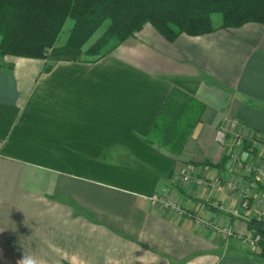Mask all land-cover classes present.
<instances>
[{"label": "crops", "instance_id": "1", "mask_svg": "<svg viewBox=\"0 0 264 264\" xmlns=\"http://www.w3.org/2000/svg\"><path fill=\"white\" fill-rule=\"evenodd\" d=\"M44 66L0 59V264H264L238 236L194 223L200 215L244 236L263 219V185L230 158L217 166L227 152L216 134L264 137V24L173 41L147 24L96 63ZM191 97L206 107L185 164L143 138ZM254 141L244 157L259 165L264 144ZM184 165L192 179L182 184ZM224 176L258 183L240 216L239 190L211 184Z\"/></svg>", "mask_w": 264, "mask_h": 264}, {"label": "trees", "instance_id": "2", "mask_svg": "<svg viewBox=\"0 0 264 264\" xmlns=\"http://www.w3.org/2000/svg\"><path fill=\"white\" fill-rule=\"evenodd\" d=\"M217 14L222 19L216 24ZM251 22L264 24V0H0V59H43L49 72L61 61L96 63L147 24L173 41ZM205 107L191 97L177 118L160 112L143 140L188 164L182 154ZM253 140L264 144L258 133ZM252 146L246 137L244 147ZM228 159L225 154L217 166ZM249 226L261 235L256 254L264 260V220L253 218Z\"/></svg>", "mask_w": 264, "mask_h": 264}, {"label": "built area", "instance_id": "3", "mask_svg": "<svg viewBox=\"0 0 264 264\" xmlns=\"http://www.w3.org/2000/svg\"><path fill=\"white\" fill-rule=\"evenodd\" d=\"M249 138L250 140H253V135L251 136H243L242 134H235L234 138L232 141H228V134L227 130L224 127H221L216 134V139L217 141L225 147L226 152L230 160L233 162V164L236 166L237 170H239L243 175H246L250 177L251 175H256L257 176V181L256 182H261V184L264 186V161H261V164L256 165L254 162V159L251 161H247L244 157L243 154V147H242V142L243 139ZM253 142H255L253 140ZM251 148V152L253 153L254 149L253 147ZM245 176V177H246ZM192 179L191 171L188 169L186 165H184L179 173V181L182 184L189 183ZM252 182H249L245 187L241 186L240 184L236 183L233 180V177H217L212 181V186L214 188L220 187L222 184L226 186V188L230 191H235L239 190V195L241 197V204L239 208H235L232 210V214L234 216H240L241 214V209H247L250 206V200L252 198V189L258 183L254 185ZM255 186V187H256ZM153 203H159L164 205L165 207L172 205V203L165 199L162 196L159 195H154L152 198ZM215 205L218 203L215 202ZM180 214L184 215L186 211L182 209L180 206L175 207ZM261 217L264 219V208L261 210ZM194 223L196 226L199 227H210L213 226L216 228V230L223 235L224 237H234L238 236L241 240V242L248 248L250 249H257L259 247V244L262 240L261 235L256 231V230H251L250 233L246 235H236V233L231 229L229 225L226 224H219V225H213L210 221L207 219L201 217L200 215L194 216Z\"/></svg>", "mask_w": 264, "mask_h": 264}, {"label": "rangeland", "instance_id": "4", "mask_svg": "<svg viewBox=\"0 0 264 264\" xmlns=\"http://www.w3.org/2000/svg\"><path fill=\"white\" fill-rule=\"evenodd\" d=\"M213 19H214V23H218L221 19H222V17H221V15H219V14H217V15H214L213 16ZM69 27V26H68ZM68 27L65 29V32H64V34H63V36H62V38H61V42H64L65 41V39H66V37H67V31H68ZM251 141H253V140H251ZM242 147H243V151H245V147H244V139H243V142H242ZM253 149H254V151H253V153L256 151L255 150V147H254V142H253ZM246 150H248V153L249 152H251L250 150H251V148H248V149H246ZM243 154H244V152H243ZM261 161H264V157H262L261 158ZM246 177H248V176H246Z\"/></svg>", "mask_w": 264, "mask_h": 264}, {"label": "clouds", "instance_id": "5", "mask_svg": "<svg viewBox=\"0 0 264 264\" xmlns=\"http://www.w3.org/2000/svg\"><path fill=\"white\" fill-rule=\"evenodd\" d=\"M18 264H35V260L31 257L24 256Z\"/></svg>", "mask_w": 264, "mask_h": 264}]
</instances>
